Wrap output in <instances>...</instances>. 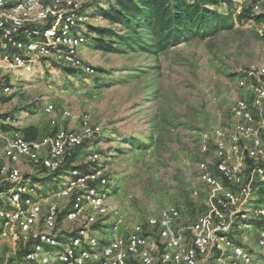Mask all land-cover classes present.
<instances>
[{
  "label": "built area",
  "instance_id": "obj_1",
  "mask_svg": "<svg viewBox=\"0 0 264 264\" xmlns=\"http://www.w3.org/2000/svg\"><path fill=\"white\" fill-rule=\"evenodd\" d=\"M105 1L0 0V95L15 89L3 77L31 74L41 62L81 67L86 30L98 20L89 9ZM253 13L264 14V0L253 3ZM259 32L264 35L263 28ZM237 83L247 97L232 106L235 122L228 131L214 130L212 156L198 162V176L209 190L208 210L188 219L190 234L178 228L184 216L171 204L123 234H118L117 221L112 236L100 239L95 225L112 214L110 176L97 151L83 169L75 164L98 129L89 112L80 117L79 128H66L72 111L49 102L43 109L49 130L37 139L0 126V242L30 244L19 264H251V254L234 232L251 229L254 218L264 221V190L261 203L250 206L264 187V65L240 69ZM15 121L7 116L3 122ZM209 140V133L200 138L201 155L211 151ZM21 164L42 169L55 181L44 187L26 176ZM66 172L68 180L59 184ZM193 194H199L195 187ZM63 222L77 226L62 232ZM261 227L258 243L264 248Z\"/></svg>",
  "mask_w": 264,
  "mask_h": 264
},
{
  "label": "rangeland",
  "instance_id": "obj_2",
  "mask_svg": "<svg viewBox=\"0 0 264 264\" xmlns=\"http://www.w3.org/2000/svg\"><path fill=\"white\" fill-rule=\"evenodd\" d=\"M254 2L223 0L212 7L229 15L232 28L210 37L192 38L156 55L151 51L105 53L90 46L88 37L80 48V73L69 75L63 66L41 62L31 74H7L3 78L15 89L13 94L0 95V126L16 131L28 125L43 127L48 124L43 109L49 102L72 111L73 117L64 121L68 129L79 128L80 117L89 112L97 136L80 149L75 164L87 165L91 152L101 153L100 163L110 176L108 202L112 211L95 227L96 235L108 239L117 221L118 234H123L171 204L179 206L184 216L178 228L190 234L188 219L194 220L208 210L205 199L209 190L198 176V162L211 158L214 130L228 131L235 122V100L247 97L238 86V71L264 65V35L259 32L264 23L238 18ZM108 4L109 0L89 9L98 16L92 26L108 25L99 13ZM86 66L95 71L87 72ZM132 67L134 74H129ZM7 114L16 121L4 123L2 115ZM205 133H209L211 151L201 155L200 138ZM131 137L142 141L143 146L132 147L126 140ZM20 166L44 187L55 181L42 169ZM68 178L69 172L60 175L59 184ZM194 187L198 195L193 194ZM263 190L255 192L251 208L261 203ZM256 219L251 229L235 231L234 237L246 246L251 264H264V248L258 243L262 228L258 223L262 221ZM76 226L63 222L61 231ZM18 249L19 245L1 241L0 264H19ZM47 250L53 252L54 248Z\"/></svg>",
  "mask_w": 264,
  "mask_h": 264
},
{
  "label": "trees",
  "instance_id": "obj_3",
  "mask_svg": "<svg viewBox=\"0 0 264 264\" xmlns=\"http://www.w3.org/2000/svg\"><path fill=\"white\" fill-rule=\"evenodd\" d=\"M221 2L223 0H109L107 7L99 9L108 25H90L86 34L90 46L105 53L151 51L156 55L192 38L210 37L232 28L229 15H223L212 7ZM238 18L264 23V14L253 13V4L244 8ZM63 69L69 75L80 73L74 67L63 66ZM133 69H128L129 74H134ZM2 116L13 117L11 114ZM22 133L27 139H37L46 132L35 125H28ZM126 140L132 147L143 146L142 141L132 137ZM71 161L65 168L70 166ZM79 167L83 169L84 165ZM65 168L56 174L62 173ZM63 216L64 212L61 213V219ZM258 224L262 226L264 222ZM30 248V244L25 247L20 244L17 258L22 259Z\"/></svg>",
  "mask_w": 264,
  "mask_h": 264
},
{
  "label": "crops",
  "instance_id": "obj_4",
  "mask_svg": "<svg viewBox=\"0 0 264 264\" xmlns=\"http://www.w3.org/2000/svg\"><path fill=\"white\" fill-rule=\"evenodd\" d=\"M36 126V125H35ZM37 127H39V126H37ZM39 129H41V130H44V132H47L48 130H49V124H46L45 126H43V127H39ZM66 201V200H65ZM65 201H63V202H65Z\"/></svg>",
  "mask_w": 264,
  "mask_h": 264
}]
</instances>
